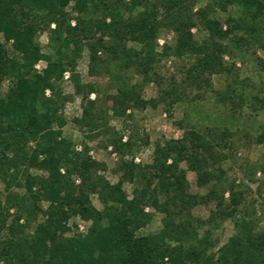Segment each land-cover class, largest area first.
Returning a JSON list of instances; mask_svg holds the SVG:
<instances>
[{"label": "trees", "instance_id": "trees-1", "mask_svg": "<svg viewBox=\"0 0 264 264\" xmlns=\"http://www.w3.org/2000/svg\"><path fill=\"white\" fill-rule=\"evenodd\" d=\"M197 2L0 0V38L12 45L10 55L6 44L0 43V86L5 80L11 82L0 93V264H264V233L249 228L231 237L217 252L211 251L206 237L198 245L191 244L198 236L191 227L192 208L215 203L221 217L229 219L242 203L231 187L230 205L225 207L227 191L218 193L219 187L224 189V172L221 167L216 169L225 157L201 129H188L182 138L156 145L153 163L143 175L145 185L130 198L123 188L124 178L111 184L101 175L103 165L76 152L72 142L54 127L65 122L61 84L67 71L72 73L76 94L86 102L82 121L91 126L102 116L94 112L95 103L89 99L94 86L82 84L75 70L85 48L92 75L103 69L102 51L112 61L124 60L128 68L148 73L158 62L160 33L168 30L174 35V46L164 45L161 56L194 58L188 78L198 87H209L214 75L231 74L225 57L233 48L244 50L250 45L247 38L264 43V0H219L223 11L233 6L241 9L238 17L230 15L225 22L196 14ZM71 3L75 18L67 10ZM199 27L207 37L201 43L192 42V30ZM45 31L51 54H45L38 41ZM41 61L46 67L40 72L36 65ZM118 91L113 107L117 115H124L129 101L123 96L125 91ZM222 97L235 111L247 98L235 87H229ZM131 99L137 106L156 105L154 100ZM251 105L254 114L264 111L260 97H254ZM261 141L264 143V134ZM113 144L121 154L133 147L122 138ZM183 164L196 173L198 186L214 184L206 196L190 192ZM122 169L132 180L136 167L126 164ZM92 195L98 196L105 211L93 205ZM149 206L166 214V227L180 220L172 229L175 234L167 229L152 235L139 233L150 221L145 212ZM11 210L15 214L10 215ZM73 217L91 222L87 233L68 235Z\"/></svg>", "mask_w": 264, "mask_h": 264}, {"label": "rangeland", "instance_id": "rangeland-1", "mask_svg": "<svg viewBox=\"0 0 264 264\" xmlns=\"http://www.w3.org/2000/svg\"><path fill=\"white\" fill-rule=\"evenodd\" d=\"M218 1L198 0L194 11L202 17L208 16L219 22H225L230 15L238 17L241 10L239 7H230L226 12L220 8ZM67 10L74 18L77 16L74 3ZM71 24L75 26V21ZM241 35L245 37L244 33ZM206 37L207 33L202 27L192 30V42L201 43ZM247 39L250 45L244 50L233 48L232 53L225 57L226 64L232 69L231 74L214 75L209 87H198L188 78L187 71L195 62L194 58L161 56L164 45L174 46V35L168 30L160 33L156 49L158 62L153 64L148 73L138 67L128 68L124 60L112 61V56L107 51H102L99 54L105 61L103 69L100 68V74L92 75L89 52L85 48L78 59L76 74L82 84L94 86L95 90L89 99L95 103L94 112L102 116L98 117V123L91 126L82 121L86 102L82 95L76 94L72 73L67 71L61 84L64 98L61 114L65 122L61 127L54 126L61 131L63 138L72 142L76 152L86 154L103 165L105 170L101 171V175L111 184H117L124 178L123 188L130 198L136 189L140 190L145 185L143 175L148 173L146 167L153 163L156 145L180 139L188 129H201L225 157L216 166V169L221 167L224 172V189L219 187L218 193L227 191L224 197L225 207L230 205L231 187L242 198L238 211L229 219L221 217V210L217 209L215 203L199 204L190 210L191 227L198 234L191 244L198 245V240L206 237L212 244L210 249L213 252H217L234 235L247 232V228L253 233H264V143L261 141L264 134V111L254 114L251 105L254 97L264 99V48L261 45L263 42ZM38 41L45 54L52 53L48 31L40 33ZM0 43L6 44L12 55L11 43L4 42L2 38ZM45 67L44 61L36 65L40 72ZM10 84L9 80H5L0 86V93L4 94ZM229 87H235L246 94L245 103L237 111L222 97ZM119 88L128 94H123L129 101L124 115H117L113 107ZM47 95H50V91H47ZM131 97L145 102L154 100L156 105L137 106ZM119 138H122L123 143L131 141L132 149L126 150L124 154L119 153L113 144ZM126 164L136 167L132 180L125 177L122 167ZM182 167L187 171L190 192L198 197L206 196L214 184L198 186L196 173L190 171L186 164ZM31 172L42 175L37 170ZM75 180L77 184L80 183L77 177ZM2 190L0 180V191ZM13 190L24 192L18 188ZM91 200L99 211H105L97 195H92ZM160 200L164 201L163 198ZM43 207L46 209L47 204L43 203ZM145 212L150 221L139 231L142 235L156 234L164 229L173 231L179 226L180 220L177 219L175 224L166 227V214L152 206L146 207ZM13 214L15 212L11 210L10 215ZM90 225L91 222L73 217L68 223V235L85 234ZM172 233L175 234L174 231ZM169 242L178 244L175 240Z\"/></svg>", "mask_w": 264, "mask_h": 264}]
</instances>
